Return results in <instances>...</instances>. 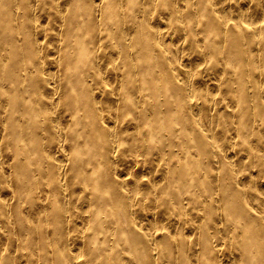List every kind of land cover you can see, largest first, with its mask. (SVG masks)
<instances>
[{
  "label": "bare ground",
  "instance_id": "bare-ground-1",
  "mask_svg": "<svg viewBox=\"0 0 264 264\" xmlns=\"http://www.w3.org/2000/svg\"><path fill=\"white\" fill-rule=\"evenodd\" d=\"M0 264H264V0H0Z\"/></svg>",
  "mask_w": 264,
  "mask_h": 264
}]
</instances>
